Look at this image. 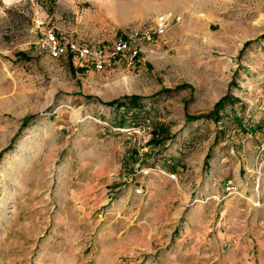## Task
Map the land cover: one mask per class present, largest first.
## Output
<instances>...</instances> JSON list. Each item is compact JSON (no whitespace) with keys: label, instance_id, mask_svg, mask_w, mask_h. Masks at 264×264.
I'll use <instances>...</instances> for the list:
<instances>
[{"label":"rangeland","instance_id":"374dc122","mask_svg":"<svg viewBox=\"0 0 264 264\" xmlns=\"http://www.w3.org/2000/svg\"><path fill=\"white\" fill-rule=\"evenodd\" d=\"M263 125L264 0H0V264H264Z\"/></svg>","mask_w":264,"mask_h":264},{"label":"built area","instance_id":"2783aa9c","mask_svg":"<svg viewBox=\"0 0 264 264\" xmlns=\"http://www.w3.org/2000/svg\"><path fill=\"white\" fill-rule=\"evenodd\" d=\"M167 19L161 17L158 20L157 30L159 34H163L166 31ZM46 44L49 55L53 59H61L64 57H72L81 62L94 67L98 70H103L116 62L121 54L125 53L128 49V43L126 41H119L109 52L100 47H90L86 45H80L72 41H63L54 31H47L45 34ZM150 129V128H148ZM122 130V129H120ZM147 127L144 128L146 132ZM141 132V131H140ZM262 140L258 145V151L256 155V161L258 165L264 163V125L261 128ZM150 170H146V174H149ZM172 179H176V175H170ZM142 194V190L138 191Z\"/></svg>","mask_w":264,"mask_h":264},{"label":"trees","instance_id":"16d2710c","mask_svg":"<svg viewBox=\"0 0 264 264\" xmlns=\"http://www.w3.org/2000/svg\"><path fill=\"white\" fill-rule=\"evenodd\" d=\"M18 56L20 57V59L25 58V54H23V53H20ZM141 100H142V98L139 96H136V95L124 96V97L117 99L115 101L106 103V105L109 107L115 108V110L117 112L119 110H121V108H129L131 110H136V109H140V108L144 107L143 104L141 103ZM215 116H216V113H212L210 115L193 116V117L189 118V121H198V120H202V119L211 120V119H214ZM30 119L31 118L24 120V124L26 125V123L28 121H30ZM125 126H126V120L124 118L120 119V128H124Z\"/></svg>","mask_w":264,"mask_h":264},{"label":"bare ground","instance_id":"6f19581e","mask_svg":"<svg viewBox=\"0 0 264 264\" xmlns=\"http://www.w3.org/2000/svg\"><path fill=\"white\" fill-rule=\"evenodd\" d=\"M256 197V196H255ZM255 199V198H254Z\"/></svg>","mask_w":264,"mask_h":264}]
</instances>
